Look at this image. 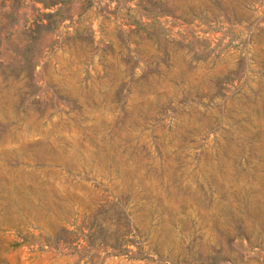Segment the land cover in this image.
<instances>
[{
    "label": "rangeland",
    "instance_id": "1",
    "mask_svg": "<svg viewBox=\"0 0 264 264\" xmlns=\"http://www.w3.org/2000/svg\"><path fill=\"white\" fill-rule=\"evenodd\" d=\"M0 264H264V0H0Z\"/></svg>",
    "mask_w": 264,
    "mask_h": 264
}]
</instances>
